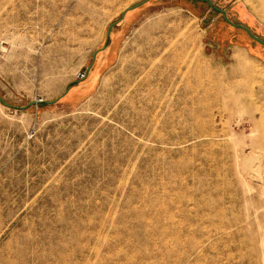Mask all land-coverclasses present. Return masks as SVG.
I'll use <instances>...</instances> for the list:
<instances>
[{"label":"rangeland","instance_id":"374dc122","mask_svg":"<svg viewBox=\"0 0 264 264\" xmlns=\"http://www.w3.org/2000/svg\"><path fill=\"white\" fill-rule=\"evenodd\" d=\"M140 1L0 0V264H264V45Z\"/></svg>","mask_w":264,"mask_h":264},{"label":"water","instance_id":"95a60500","mask_svg":"<svg viewBox=\"0 0 264 264\" xmlns=\"http://www.w3.org/2000/svg\"><path fill=\"white\" fill-rule=\"evenodd\" d=\"M148 0H142L134 5H131L129 6L128 8H126L124 11H122L121 13V18L124 16V14L128 11V10H132L134 8H137L139 7L140 5H142L143 3L147 2ZM196 1H200V2H205L212 10L216 11L217 13L221 14L223 20L230 26L232 27H235V28H238V29H241L243 30L250 39H252L253 41L261 44V45H264V40L261 39L260 37L254 35L246 26L240 24V23H234L233 21H231L227 14H226V11L224 9H221L219 7H217L216 5H214L210 0H196ZM117 24V21H113L112 23H110L107 28H106V31H105V37H104V43L103 45L101 46V48L95 50L92 55H91V62L89 63V65L86 67V73H88L95 57H96V54L98 51L102 50L105 48L108 40H109V36H110V32H111V29L113 26H115ZM67 89H65L63 91V93L61 95H59L58 97H56L55 99L53 100H50V101H44L46 104H53L55 103L59 98H61L65 93H66ZM0 103H2L3 105L7 106V107H11V105L9 103H7L6 101H4L1 96H0ZM30 104H36V103H30Z\"/></svg>","mask_w":264,"mask_h":264},{"label":"bare ground","instance_id":"6f19581e","mask_svg":"<svg viewBox=\"0 0 264 264\" xmlns=\"http://www.w3.org/2000/svg\"><path fill=\"white\" fill-rule=\"evenodd\" d=\"M261 1V0H260ZM260 9L262 10V11H264V2L261 4V6H260ZM12 41V40H11ZM11 44V43H10ZM4 49V48H3ZM243 55H241L240 53H238L237 54V58L235 59V62H236V64L238 65V66H240V67H245V65H244V62L241 60V57H242ZM249 70V69H248ZM241 158V160L240 161H242L241 162V164H242V168L246 171V173H248L249 172V164L248 165H246V163H247V158L246 157H240Z\"/></svg>","mask_w":264,"mask_h":264},{"label":"built area","instance_id":"2783aa9c","mask_svg":"<svg viewBox=\"0 0 264 264\" xmlns=\"http://www.w3.org/2000/svg\"><path fill=\"white\" fill-rule=\"evenodd\" d=\"M78 76H79L80 78H83V77L85 76V72L83 71V72L79 73Z\"/></svg>","mask_w":264,"mask_h":264},{"label":"trees","instance_id":"16d2710c","mask_svg":"<svg viewBox=\"0 0 264 264\" xmlns=\"http://www.w3.org/2000/svg\"><path fill=\"white\" fill-rule=\"evenodd\" d=\"M44 104H46V103L44 102Z\"/></svg>","mask_w":264,"mask_h":264}]
</instances>
